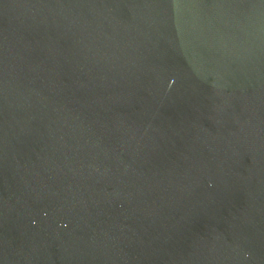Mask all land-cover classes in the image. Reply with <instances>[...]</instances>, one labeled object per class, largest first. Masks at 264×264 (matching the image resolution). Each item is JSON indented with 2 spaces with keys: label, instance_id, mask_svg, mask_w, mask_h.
<instances>
[{
  "label": "water",
  "instance_id": "water-1",
  "mask_svg": "<svg viewBox=\"0 0 264 264\" xmlns=\"http://www.w3.org/2000/svg\"><path fill=\"white\" fill-rule=\"evenodd\" d=\"M0 264H264V0H0Z\"/></svg>",
  "mask_w": 264,
  "mask_h": 264
}]
</instances>
